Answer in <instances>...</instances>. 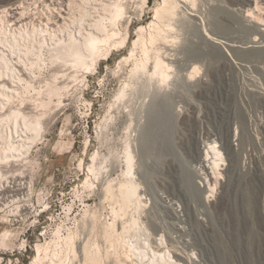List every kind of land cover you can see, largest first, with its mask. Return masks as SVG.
Instances as JSON below:
<instances>
[{
	"label": "rangeland",
	"instance_id": "1",
	"mask_svg": "<svg viewBox=\"0 0 264 264\" xmlns=\"http://www.w3.org/2000/svg\"><path fill=\"white\" fill-rule=\"evenodd\" d=\"M11 1L0 0V6H9ZM126 1L127 16L120 25L124 32L130 23L126 45L101 60L96 72L89 74L85 87L72 88L69 99L62 101L65 105L52 109L51 124L39 145L42 169L32 200L36 204L39 200V209H44L49 196L52 207L39 211V215L34 214L37 210L31 211L26 219L0 211V264H32L37 241L48 245L39 264H67L71 251L63 237L71 233H77L76 245L82 237H88L105 249L100 226L111 220L115 204L101 198L100 188L108 179L112 178L114 184L122 180L127 137L134 154L132 174L146 203L137 213L133 211L142 228L140 241L148 236L152 248L186 255L190 257L189 264H264V99L260 96L264 92V71L260 69L263 61L236 58L225 42H218L216 47L208 45L202 31L186 22L177 44L183 45L187 53L209 51L213 65L223 57L229 58L227 81L216 76L209 98L197 96L196 80L164 87L149 83L144 74L133 75L132 61L121 63V59L133 48L139 24L147 25L160 0H147L143 12L142 0ZM209 1L216 2L206 11L211 25L224 35L236 36H232L235 40L241 38L240 34L246 35L238 16L227 6L230 0ZM196 22L202 23L200 19ZM259 28L264 30V22ZM127 82L129 98L118 102L116 94ZM221 88H225L226 95L220 93ZM220 98L226 112L222 118L212 110ZM200 129L199 145L204 144V131L213 134L222 146L223 167H229L215 185L213 179L205 182L204 174L197 171L192 149ZM94 152L98 153L96 165L100 173L91 189L83 190L80 184L85 174L78 163L83 157L86 170ZM206 194L211 195L206 198ZM67 204L72 205L70 211L65 210ZM160 236L163 245L154 240ZM21 242L26 244L25 250L17 248ZM111 256L103 263H135L134 258L131 261L121 255L118 263L116 255ZM79 258L73 264H81Z\"/></svg>",
	"mask_w": 264,
	"mask_h": 264
},
{
	"label": "bare ground",
	"instance_id": "2",
	"mask_svg": "<svg viewBox=\"0 0 264 264\" xmlns=\"http://www.w3.org/2000/svg\"><path fill=\"white\" fill-rule=\"evenodd\" d=\"M206 1H158L147 25L139 24L133 48L123 56L121 63L132 61L133 75L144 74L146 81L159 87L175 82L191 84L196 80L199 84L197 96L207 98L213 91L216 76L227 81L226 72L231 66V60L223 57L213 65L209 51L187 53L183 45L177 44L179 35L185 28L184 23L192 22L202 31L203 40L208 45L215 46L218 42H225L236 58L261 59L263 65L260 69L264 71V30L259 28L260 22H264V0H230L227 3L241 24L236 18L234 21L242 26L246 34H240L241 38L237 40L234 39L236 36L224 35V32L211 25L206 11L216 2ZM126 2L13 0L9 6H0V211L23 215L21 219H26L31 211L37 210L34 214L39 215V211L52 207L53 201L49 196L44 199V209H39V200L38 204L32 200L36 180L41 175L39 169H42V146L39 145L45 140L47 127L51 124L52 109L63 105L64 99H69L72 88L85 87L89 74L96 72L102 59H106L116 48L126 45L130 23L125 26L124 32L120 27L121 19L127 16ZM146 2L147 0H142L141 12L147 6ZM197 19L202 23L197 24ZM226 20L230 22L227 17ZM245 43L251 44V47H242L241 44ZM129 87L128 82L121 87L116 94L118 102L128 100ZM224 92L225 88H221L220 93ZM260 96L264 99V92ZM217 102L219 105L216 103V108L212 110L216 117L222 118L226 115L225 107L221 98ZM192 122L195 123L196 119L193 118ZM201 133V129L196 132L192 149L197 171L204 174L205 182L213 179L211 181L215 185L229 167H223L225 162L222 158V146L213 134L204 131V144L202 147L199 145ZM127 138L123 146L126 169L122 172V180L114 184L112 178H105L107 181L100 188L101 198L110 199L115 204L112 206L111 220L102 222L100 226L107 247L102 249L88 237H82L76 245L77 233L68 234L63 237L71 251L67 264H73V260L79 257L82 258L81 264H104L103 259H109L111 254L116 255L118 263L121 255L131 261L134 258V264H189L190 257L186 255L171 254L167 248H152L148 236L140 241L142 228L136 217L138 215L134 214L146 203L134 172L132 174L134 154L129 137ZM97 155L94 152L92 164L87 165L86 170L84 159L80 158L78 168L84 170L85 174L80 184L83 190L92 187L94 180L98 178L100 169L96 165ZM206 185L208 186L207 183ZM210 195L206 194V198ZM84 205L87 206L86 203ZM65 206L66 211L72 208L71 204ZM84 210L87 211V208ZM130 211L132 213L129 214ZM55 233L57 235L58 230ZM6 236L5 234L3 238ZM154 238L156 243L163 245L161 236ZM47 246L45 241H37L32 264H39L42 252H48ZM17 248L25 250L26 244L21 242Z\"/></svg>",
	"mask_w": 264,
	"mask_h": 264
}]
</instances>
